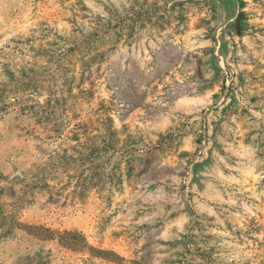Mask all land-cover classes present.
Listing matches in <instances>:
<instances>
[{
    "label": "rangeland",
    "instance_id": "rangeland-1",
    "mask_svg": "<svg viewBox=\"0 0 264 264\" xmlns=\"http://www.w3.org/2000/svg\"><path fill=\"white\" fill-rule=\"evenodd\" d=\"M0 264H264V0H0Z\"/></svg>",
    "mask_w": 264,
    "mask_h": 264
}]
</instances>
